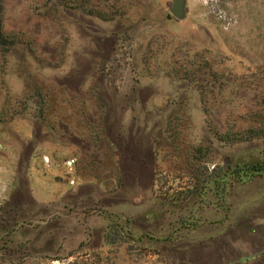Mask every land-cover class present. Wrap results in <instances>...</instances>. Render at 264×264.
I'll list each match as a JSON object with an SVG mask.
<instances>
[{
  "label": "rangeland",
  "instance_id": "1",
  "mask_svg": "<svg viewBox=\"0 0 264 264\" xmlns=\"http://www.w3.org/2000/svg\"><path fill=\"white\" fill-rule=\"evenodd\" d=\"M174 1L0 0V264H264V0Z\"/></svg>",
  "mask_w": 264,
  "mask_h": 264
},
{
  "label": "water",
  "instance_id": "2",
  "mask_svg": "<svg viewBox=\"0 0 264 264\" xmlns=\"http://www.w3.org/2000/svg\"><path fill=\"white\" fill-rule=\"evenodd\" d=\"M172 13L176 17H181L183 14V5L181 0H175L172 5Z\"/></svg>",
  "mask_w": 264,
  "mask_h": 264
},
{
  "label": "trees",
  "instance_id": "3",
  "mask_svg": "<svg viewBox=\"0 0 264 264\" xmlns=\"http://www.w3.org/2000/svg\"><path fill=\"white\" fill-rule=\"evenodd\" d=\"M253 171H255L258 174H263L264 175V160L259 162V163H255L253 165H251L250 167ZM234 171H238V167L236 166Z\"/></svg>",
  "mask_w": 264,
  "mask_h": 264
}]
</instances>
